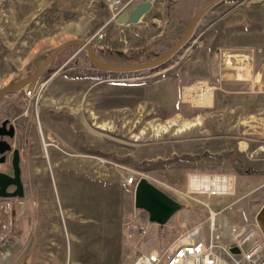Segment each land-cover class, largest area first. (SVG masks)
Returning <instances> with one entry per match:
<instances>
[{"label":"rangeland","instance_id":"374dc122","mask_svg":"<svg viewBox=\"0 0 264 264\" xmlns=\"http://www.w3.org/2000/svg\"><path fill=\"white\" fill-rule=\"evenodd\" d=\"M207 1L154 0L138 24L128 25L117 18L135 6L112 19L106 0H0V89L29 77L74 40L88 42L100 65L154 61ZM221 3L199 21L194 40L159 67L90 77L100 70L71 46L32 91L0 100V125L8 120L14 127L7 141L20 152L24 188L22 198H0V264L34 248L35 264H133L142 253H167L209 211L256 228L252 242L264 254L255 222L264 204V89L218 85L221 55L207 57L209 68L219 65L217 75L209 83L200 77L198 35L234 5L218 10ZM192 66L198 69L188 76ZM239 67L230 68L233 78ZM243 71L240 79L247 78ZM196 82L212 87L209 107L182 102V89ZM206 176L233 178L234 193L188 192L190 177ZM140 178L182 205L165 225L134 207L135 185L127 183Z\"/></svg>","mask_w":264,"mask_h":264},{"label":"water","instance_id":"95a60500","mask_svg":"<svg viewBox=\"0 0 264 264\" xmlns=\"http://www.w3.org/2000/svg\"><path fill=\"white\" fill-rule=\"evenodd\" d=\"M182 1V0H174ZM221 0H209L194 14L190 20L185 32L180 40L170 48L165 54L154 61H150L143 64L135 65H100L95 59L91 46L86 41L74 40L69 41L56 49H54L45 59L44 64L34 71L29 77L21 80L18 83L8 85L0 89V100L12 93L18 92L28 88L32 91L36 81L50 68L53 60L64 49L77 46L80 49H84L86 57L89 62L100 71L110 73H126V72H139L143 70H150L165 64L172 56L178 53L188 42L197 24L206 14V12ZM153 5L151 2H142L136 5L132 12H124L117 18L118 23H125L128 25H136L140 22L141 18L150 12ZM8 120L2 122L0 126V138L6 137L13 139L15 135L14 127L11 125L6 129ZM11 152L13 155L12 168L14 177H10L0 172V198H22L23 190L22 183L20 181V159L19 151L12 149L9 143L5 140L0 141V157L3 158L4 154ZM9 186H16L14 193H7L6 190ZM134 207L145 211L148 214V220L152 224L163 226L165 225L178 211L182 209V205L173 200L167 194L153 186L146 179L140 178L136 183L134 190ZM255 222L258 230L264 240V204L261 206L257 214L255 215ZM232 253H238V250L234 247L231 249Z\"/></svg>","mask_w":264,"mask_h":264},{"label":"crops","instance_id":"0c3cea01","mask_svg":"<svg viewBox=\"0 0 264 264\" xmlns=\"http://www.w3.org/2000/svg\"><path fill=\"white\" fill-rule=\"evenodd\" d=\"M229 1L234 4L216 20L207 24L202 32L198 35L200 45V60H201V78L209 83L210 76L217 75L214 67H219L214 64L209 68L207 57L209 54L213 56H223L226 61L225 66H222L218 73L219 84L227 83H248V89L259 91L264 89V0H223V4L218 10L224 9V4ZM197 36V37H198ZM194 39V34L191 37ZM199 59V58H196ZM195 59V60H196ZM227 59V60H226ZM198 63V61L196 60ZM247 62V67L245 66ZM222 64V63H221ZM234 64H240L237 70V76L233 78V74L229 73ZM196 65V64H195ZM198 65V64H197ZM196 65V66H197ZM244 66V67H243ZM198 67H191L189 74L193 76ZM244 69L243 73L247 78L240 79L242 73L239 70ZM239 74V75H238ZM187 76V77H188ZM216 80V79H214ZM203 84V85H202ZM206 86L211 89L205 82H196L190 87H184L181 91V99L183 103H190L194 107H200L193 102L184 100V92L192 89L195 86ZM198 94V93H197ZM194 98L196 95L193 96ZM197 98V97H196ZM212 99V92H211ZM212 101V100H211ZM209 107V106H208ZM25 247L22 250L26 249ZM30 249L29 254L22 252L15 256L10 264H35L37 253L34 248L33 252Z\"/></svg>","mask_w":264,"mask_h":264},{"label":"built area","instance_id":"2783aa9c","mask_svg":"<svg viewBox=\"0 0 264 264\" xmlns=\"http://www.w3.org/2000/svg\"><path fill=\"white\" fill-rule=\"evenodd\" d=\"M147 1L153 5L154 0H106V6L112 19H116L127 7ZM206 177L202 185L208 194L209 188L214 187V179L220 177ZM127 184L136 186V181L131 179ZM218 194L226 195V191L218 190L213 195ZM256 233V228L231 225L220 213L209 211L205 222L185 230L167 253L160 254L157 250L142 253L133 264H264L262 245L252 242ZM232 247L238 253H232Z\"/></svg>","mask_w":264,"mask_h":264},{"label":"bare ground","instance_id":"6f19581e","mask_svg":"<svg viewBox=\"0 0 264 264\" xmlns=\"http://www.w3.org/2000/svg\"><path fill=\"white\" fill-rule=\"evenodd\" d=\"M96 60V57L94 56ZM203 85V84H202ZM194 88V89H193ZM192 89H188L184 92V100L193 102L194 105L200 107H208L211 105V89L206 86H195ZM197 90L198 94L194 91ZM196 95L194 98L193 96ZM207 177H190L189 181V189L188 192L191 194L194 193H206L207 188L202 185V182L206 180ZM214 181L218 182L215 183ZM213 181L214 187L209 188L208 193L213 195L214 193L226 191L227 195H232L234 193V181L233 178H215ZM216 184V185H215Z\"/></svg>","mask_w":264,"mask_h":264},{"label":"flooded vegetation","instance_id":"af4514ba","mask_svg":"<svg viewBox=\"0 0 264 264\" xmlns=\"http://www.w3.org/2000/svg\"><path fill=\"white\" fill-rule=\"evenodd\" d=\"M221 1H223V0H221ZM1 125H2V123H1ZM10 126H11V123L9 122L7 124V126H6V129H8ZM7 139H9V138L3 137V138H0V141L1 140L7 141ZM12 159H13V155H12L11 152H7L6 154H4L3 158L0 157V165H4L6 163H8V164L10 163V168H11L10 169V172H4V171H0V172L1 173H4V174H6V175H8L10 177H14V172H13V168H12ZM19 159H20V162H21L20 152H19ZM19 167H20V163H19ZM20 181L22 183V190H23V195H24L23 179H22V169H21V167H20ZM16 189H17L16 186H9L7 188V190H6V192L7 193H14L16 191ZM3 199L10 200V199H15V198H3Z\"/></svg>","mask_w":264,"mask_h":264},{"label":"trees","instance_id":"16d2710c","mask_svg":"<svg viewBox=\"0 0 264 264\" xmlns=\"http://www.w3.org/2000/svg\"><path fill=\"white\" fill-rule=\"evenodd\" d=\"M92 68H94V67L92 66ZM100 74H106V73L101 72V71H96V70H95V71H93V72H90L88 76H90V77H97V76L100 75Z\"/></svg>","mask_w":264,"mask_h":264}]
</instances>
